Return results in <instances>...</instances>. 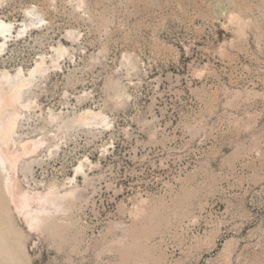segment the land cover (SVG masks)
<instances>
[{"label": "rangeland", "instance_id": "obj_1", "mask_svg": "<svg viewBox=\"0 0 264 264\" xmlns=\"http://www.w3.org/2000/svg\"><path fill=\"white\" fill-rule=\"evenodd\" d=\"M0 19V73L44 60L7 106L3 148L38 143L8 188L0 168L1 264H264V0H0ZM24 192L65 197L38 221Z\"/></svg>", "mask_w": 264, "mask_h": 264}, {"label": "bare ground", "instance_id": "obj_2", "mask_svg": "<svg viewBox=\"0 0 264 264\" xmlns=\"http://www.w3.org/2000/svg\"><path fill=\"white\" fill-rule=\"evenodd\" d=\"M33 15H34V13H33ZM34 24H37V23H34ZM29 26H30V24H26L25 28H28ZM11 29H12V23L11 22H7L3 19H0V34H2L5 39L7 38L6 33L11 32ZM3 45H5V42L4 43L0 42V47H2ZM60 50L63 51V48H59L58 53H60ZM43 61L44 60H42L41 63H39V64L36 63L37 66L29 71L28 77H26V75L23 73L22 69L19 70L15 75H12L6 71H4V72L2 71L0 73V168L3 172H5L4 175L2 174V176H4L3 177L4 180L2 182L5 183L6 188H8V186L10 184V174L8 172V169H7V163L9 162L11 164V166L16 167L19 163L20 156L34 152L36 150V144L38 143V142H35L32 147H31V145L29 146L27 144L22 145L21 151H18V152H7V149L5 150L3 148V145H5L7 147V143L12 140V137L15 134L16 120L18 117V116L17 117L14 116V117L7 119V115H6L7 109H8L7 106L11 105L13 103H20L21 107H23V108L28 106V103L24 102L22 100V97H24L22 94H23L24 88L26 86H28L30 82L33 81L31 79L34 76V74L36 72H42V70H44ZM7 83H8V87H7ZM82 113H83V115H81V116H83V119L84 120L88 119L86 121L87 123H89L88 122L89 119H90V122H91V118H96V121H97V117L101 116L100 112L94 113V112L90 111L89 109H88V111H85ZM94 116H96V117H94ZM92 120L94 121V119H92ZM93 124H94V122H93ZM83 167L84 166L81 163H79V166H77L76 167L77 169H75V170L78 172V171L82 170ZM1 170H0V172H1ZM4 188H3V190H4ZM53 193H55V192H53ZM53 193H48L45 195H39V194L30 195L29 193L24 192V193L18 194L17 195V200H18L17 202H18L20 211L25 212L26 215H29L32 220H38V221L40 220L41 221L42 220L41 219L42 217L40 215L41 212L39 210L38 211H32L31 209H29L30 205L33 201H39V202H44V203L48 202L50 204H55V206L56 205L60 206L61 205L60 199L65 194L62 195V194H53ZM42 222H44V220ZM45 222H47V221H45ZM42 224H44V223H42ZM12 261H13V257H8V259H6L7 263H5V264H13Z\"/></svg>", "mask_w": 264, "mask_h": 264}]
</instances>
